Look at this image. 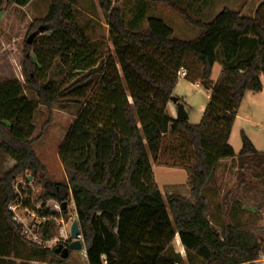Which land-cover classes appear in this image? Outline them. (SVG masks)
Instances as JSON below:
<instances>
[{
	"label": "trees",
	"instance_id": "1",
	"mask_svg": "<svg viewBox=\"0 0 264 264\" xmlns=\"http://www.w3.org/2000/svg\"><path fill=\"white\" fill-rule=\"evenodd\" d=\"M30 1L0 0V35L10 9L25 8ZM166 1L202 32L180 38L157 16H150L143 30H134L122 8L104 0L115 55L100 57L76 21V0H51L46 16L30 24L22 50L23 79L0 77V152L16 160L0 176V264L69 259L55 247L29 240L9 209L19 198L17 178L30 175L42 187L34 201L25 200L32 208L48 199L74 200L89 264H180L169 253L177 235L188 258L198 256L204 264H257L261 258L262 241L251 229L227 221L219 232L206 191L221 160L236 156L230 137L247 91L264 87V0L253 15L224 7L208 21ZM218 60L223 68L213 79ZM182 68L188 80L211 92L196 124L168 110ZM98 82L101 90L94 95ZM27 89L36 91L38 101ZM40 104L77 107L59 148L63 181L51 177L35 148ZM169 131L183 132L192 148L193 162L185 165L191 196H164L155 179L152 161L160 157ZM242 142L240 176L248 164L264 166V150L244 130ZM38 212L55 213L50 208ZM43 233L52 238L59 226L48 221Z\"/></svg>",
	"mask_w": 264,
	"mask_h": 264
},
{
	"label": "rangeland",
	"instance_id": "2",
	"mask_svg": "<svg viewBox=\"0 0 264 264\" xmlns=\"http://www.w3.org/2000/svg\"><path fill=\"white\" fill-rule=\"evenodd\" d=\"M104 0H76V21L85 29L89 40L98 48L100 57L115 55L114 45L111 39L110 24L107 12L102 6ZM180 7L186 9L194 18L202 20L213 19L224 7L243 10L245 14L253 15L262 0H171ZM112 4L122 8L123 15L134 30H143L148 26L150 16L162 18L174 29L176 36L184 39L197 37L201 27L191 23L186 16L174 8L166 0H111ZM51 0H32L25 8H11L8 16L2 20L0 35V77L17 76L23 79L22 60L24 39L28 34L30 24L39 18H43L49 11ZM3 17V16H2ZM223 64L218 60L212 70V78L219 79ZM61 79L64 74H57ZM101 86L95 83L91 89L94 95L99 94ZM27 95L38 101L36 91L27 89ZM90 93V94H91ZM175 94L185 99V107L189 113L188 120L191 123H199L204 115L207 104L210 101V90L204 86L188 80L180 74L179 83L175 88ZM209 95V96H208ZM77 107L68 104L58 105L50 109L40 104L36 115V132L34 136L40 137L35 143L38 155L47 165L51 177L56 181L67 178L64 165L59 155V148L73 125L77 115ZM252 139L259 150H264V87L259 91H247L232 129L230 143L233 145L236 156L226 162H221L217 168L215 179L206 191V196L212 203L210 218L222 232L227 221L242 224L251 229L264 245V166L256 167L248 164L244 170L246 174L240 176L238 154L241 151L242 131ZM10 156L0 152V176L11 167ZM155 179L164 196L175 193L191 196V188L188 184V171L186 164L193 162V151L188 145V139L183 132L169 131L165 134L160 157L153 160ZM37 186L36 196L42 187ZM29 177V176H28ZM23 179V176L17 180ZM23 197L28 199L32 194L31 188H24ZM30 199V198H29ZM25 205V203H24ZM67 212L63 213L65 222L62 228L70 231L73 219L76 217V206L70 199ZM18 212L22 216L30 215L26 208L21 207ZM32 215V214H31ZM73 220V221H72ZM72 221V223H71ZM71 223V224H70ZM178 236V235H177ZM177 242L183 248L184 258L177 252L176 238L171 247L170 254L175 256L180 264H186V248L177 237ZM55 247V246H54ZM73 257L65 262L51 264H89L83 249L73 250ZM257 264H264V253ZM191 264H204L198 256L190 255ZM19 263L25 261L18 259ZM188 262V261H187ZM40 263L29 261L26 264Z\"/></svg>",
	"mask_w": 264,
	"mask_h": 264
},
{
	"label": "built area",
	"instance_id": "3",
	"mask_svg": "<svg viewBox=\"0 0 264 264\" xmlns=\"http://www.w3.org/2000/svg\"><path fill=\"white\" fill-rule=\"evenodd\" d=\"M180 74L186 75L187 70L182 68L180 70ZM31 176L28 177V179L21 178L20 180H16L15 186L19 193V198L17 202L12 203L9 206V209L14 213V218L18 224L21 226L22 233L31 241L39 243L46 247H54L56 246L60 241H66V240H72V236L70 231L67 233L65 232V228H62V224L65 222V217L63 215V206L62 203L55 199H48L46 201H39L36 204V209L32 208L29 204L27 205L25 203V198L23 197V189L26 187L31 188V195L28 197L30 201H34L36 195L34 194L36 192L37 186H35L32 181L29 179ZM25 203V205H24ZM24 207L28 212H30V215L22 216L18 209ZM43 208H50L51 210L55 211L54 214L49 215H41L38 212V209ZM68 208V207H67ZM76 210V209H75ZM32 214V215H31ZM76 217L78 216L77 212L75 213ZM75 220V219H73ZM72 220V221H73ZM48 221H55V223L59 226V233L58 235L52 237V238H45L43 229L45 228V224ZM71 221V223H72ZM70 223V224H71ZM72 225V224H71ZM70 225V226H71ZM79 238L84 240L83 235L80 234ZM86 251V250H85ZM86 253V252H85Z\"/></svg>",
	"mask_w": 264,
	"mask_h": 264
},
{
	"label": "water",
	"instance_id": "4",
	"mask_svg": "<svg viewBox=\"0 0 264 264\" xmlns=\"http://www.w3.org/2000/svg\"><path fill=\"white\" fill-rule=\"evenodd\" d=\"M172 101L177 104V117L180 119H188L189 113L185 107V103L179 100L177 95L172 96ZM62 206L66 208L68 206V201H64ZM82 234L79 218H76L71 225V236L72 240L69 245L64 246L63 243H59L55 248L56 253H61L62 257L66 258L69 255L70 250H79L83 249L85 246L84 240L79 238V235ZM262 252L264 253V245L262 247Z\"/></svg>",
	"mask_w": 264,
	"mask_h": 264
},
{
	"label": "crops",
	"instance_id": "5",
	"mask_svg": "<svg viewBox=\"0 0 264 264\" xmlns=\"http://www.w3.org/2000/svg\"><path fill=\"white\" fill-rule=\"evenodd\" d=\"M29 4V3H28ZM197 86H201L200 84H196ZM175 95H177L178 96V94H175ZM209 96V95H208ZM178 97H180V96H178ZM185 99H183V102H185L184 101ZM168 110H169V112H170V114L172 115V116H175V117H177V104L174 102V101H170L169 103H168ZM10 163H11V167L16 163V160L14 159V158H12L11 156H10ZM234 158V157H233ZM232 158H227V159H223V160H221V162H226L227 160H231ZM220 162V163H221ZM215 225V224H214ZM216 226V225H215ZM217 227V226H216ZM218 229V228H217ZM220 231V230H219ZM179 236V235H178ZM178 236H176V244H175V246L177 247V252H179L180 254H181V257L182 258H184V251H183V248L179 245V243L177 242V237ZM180 238V237H179ZM181 240V239H180ZM182 245H183V243H182ZM86 252V251H85ZM189 258H188V255H187V251H186V264H191L190 262H189V260H188ZM259 260H261V259H259ZM258 260V261H259ZM188 261V262H187ZM258 263V262H257ZM193 264H195V263H193Z\"/></svg>",
	"mask_w": 264,
	"mask_h": 264
},
{
	"label": "flooded vegetation",
	"instance_id": "6",
	"mask_svg": "<svg viewBox=\"0 0 264 264\" xmlns=\"http://www.w3.org/2000/svg\"><path fill=\"white\" fill-rule=\"evenodd\" d=\"M70 242H71V240H66V241H60L59 243H63L64 246H67V245H69ZM59 243H58V244H59ZM58 244H57V245H58ZM57 245H56V246H57ZM56 246H55V247H56ZM72 251H73V250H70V252H69V255H68L69 258H70V257H73V255H72ZM59 254L61 255V253H59ZM61 256H62V255H61ZM63 258H64V257H63Z\"/></svg>",
	"mask_w": 264,
	"mask_h": 264
}]
</instances>
